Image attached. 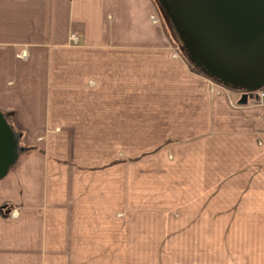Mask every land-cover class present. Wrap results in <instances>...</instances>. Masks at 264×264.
Segmentation results:
<instances>
[{
    "label": "crops",
    "instance_id": "crops-1",
    "mask_svg": "<svg viewBox=\"0 0 264 264\" xmlns=\"http://www.w3.org/2000/svg\"><path fill=\"white\" fill-rule=\"evenodd\" d=\"M240 98L192 71L154 0H0L24 149L0 264H264V107Z\"/></svg>",
    "mask_w": 264,
    "mask_h": 264
},
{
    "label": "water",
    "instance_id": "water-1",
    "mask_svg": "<svg viewBox=\"0 0 264 264\" xmlns=\"http://www.w3.org/2000/svg\"><path fill=\"white\" fill-rule=\"evenodd\" d=\"M189 58L207 77L241 92L240 105L264 89V0H159ZM0 111V181L24 149Z\"/></svg>",
    "mask_w": 264,
    "mask_h": 264
},
{
    "label": "rangeland",
    "instance_id": "rangeland-1",
    "mask_svg": "<svg viewBox=\"0 0 264 264\" xmlns=\"http://www.w3.org/2000/svg\"><path fill=\"white\" fill-rule=\"evenodd\" d=\"M155 4H156V8H157V15L159 16V18L162 20L164 26L166 27V29H168L169 34L172 37V40L174 41V45L178 50V55L181 56V58L184 59V61L188 64V65H192L196 70H198L200 73H203L197 66H195L191 59L189 58V53L184 45V43L182 42L179 34L177 33L173 23L170 21L169 19V14L167 12V9L165 8L164 5H162V3L159 0H154ZM153 21L155 23H157V21L155 20V18L153 19ZM75 40H77V38L74 37ZM77 43V42H74ZM208 79V78H207ZM211 83L216 87L221 85L217 84L216 82L211 81ZM224 88V87H222ZM225 89V88H224ZM226 91L230 92L229 90L226 89ZM232 93V92H231ZM239 95V94H238ZM143 174V173H142ZM147 175V174H146Z\"/></svg>",
    "mask_w": 264,
    "mask_h": 264
},
{
    "label": "trees",
    "instance_id": "trees-1",
    "mask_svg": "<svg viewBox=\"0 0 264 264\" xmlns=\"http://www.w3.org/2000/svg\"><path fill=\"white\" fill-rule=\"evenodd\" d=\"M189 67H190V68L192 69V71L195 72L196 74L201 75V76H203V77H205V78H208L210 81L216 82V81L210 79L209 77H207L204 73H200V72H199L198 70H196L192 65H189ZM216 83H217V82H216ZM217 84H219V83H217ZM221 86H222V85H221ZM222 87H224V86H222ZM224 88H225V87H224ZM225 89H227V90H229L230 92L235 93V94H242L241 92H237V91H234V90H231V89H228V88H225ZM6 119H7V121L10 123V118L6 116ZM10 124H11V123H10Z\"/></svg>",
    "mask_w": 264,
    "mask_h": 264
},
{
    "label": "built area",
    "instance_id": "built-area-1",
    "mask_svg": "<svg viewBox=\"0 0 264 264\" xmlns=\"http://www.w3.org/2000/svg\"><path fill=\"white\" fill-rule=\"evenodd\" d=\"M74 42H77V40H75L73 38ZM257 100L262 104V106L264 107V89L262 91H260L259 93H257Z\"/></svg>",
    "mask_w": 264,
    "mask_h": 264
}]
</instances>
